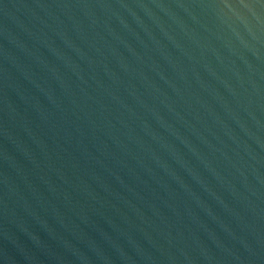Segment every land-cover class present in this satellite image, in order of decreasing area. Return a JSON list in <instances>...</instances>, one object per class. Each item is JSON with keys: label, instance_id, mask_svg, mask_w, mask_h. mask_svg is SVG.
Returning <instances> with one entry per match:
<instances>
[{"label": "water", "instance_id": "95a60500", "mask_svg": "<svg viewBox=\"0 0 264 264\" xmlns=\"http://www.w3.org/2000/svg\"><path fill=\"white\" fill-rule=\"evenodd\" d=\"M0 264H264V0H0Z\"/></svg>", "mask_w": 264, "mask_h": 264}]
</instances>
